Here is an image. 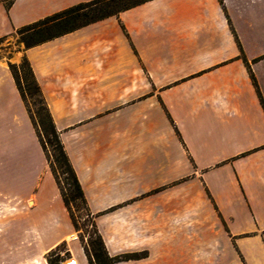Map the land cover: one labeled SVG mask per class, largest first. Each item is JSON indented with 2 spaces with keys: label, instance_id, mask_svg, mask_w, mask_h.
Masks as SVG:
<instances>
[{
  "label": "crops",
  "instance_id": "0c3cea01",
  "mask_svg": "<svg viewBox=\"0 0 264 264\" xmlns=\"http://www.w3.org/2000/svg\"><path fill=\"white\" fill-rule=\"evenodd\" d=\"M85 1L0 2V37ZM20 49L0 59V264L62 243L88 264L23 57L108 254L145 252L115 264H264V0H148Z\"/></svg>",
  "mask_w": 264,
  "mask_h": 264
},
{
  "label": "trees",
  "instance_id": "16d2710c",
  "mask_svg": "<svg viewBox=\"0 0 264 264\" xmlns=\"http://www.w3.org/2000/svg\"><path fill=\"white\" fill-rule=\"evenodd\" d=\"M15 0H0L8 10ZM148 0H90L74 4L68 8L47 15L43 18L22 25L15 29L14 35L19 37L25 48H29L72 32L82 26L102 20L109 16L117 15L119 12L132 8ZM4 37H0V40ZM17 89L24 101L32 123L48 162L49 168L58 184L64 204L69 212L71 221L76 231L81 230L77 216L73 211L76 203L85 211L89 217L92 232L84 241V235L79 232L78 236L82 244L88 264H115L121 260L140 258L145 252L124 253L110 256L105 248L101 235L98 233L93 214L89 211L84 193L76 176L74 169L64 150L59 133L54 125L51 114L42 96L40 87L36 81L30 63L23 57L20 63H9ZM255 82L254 77L252 76ZM37 98L38 107L32 110L29 98ZM64 243L48 252L46 259L48 264H61L60 262L68 256L64 251Z\"/></svg>",
  "mask_w": 264,
  "mask_h": 264
},
{
  "label": "rangeland",
  "instance_id": "374dc122",
  "mask_svg": "<svg viewBox=\"0 0 264 264\" xmlns=\"http://www.w3.org/2000/svg\"><path fill=\"white\" fill-rule=\"evenodd\" d=\"M21 46H24V44L19 41L18 36L14 35V32L11 35L4 37L3 39L0 40V59L14 58L17 52H20ZM21 60L22 58L19 60L18 63H20ZM29 105L32 110H36L38 107L37 98L36 97L29 98ZM73 211L74 214L77 216L78 223L81 226V230L79 232L84 235V241H85L93 230L89 221L90 216L89 217L86 216L85 211L81 209L79 206H77L76 203L73 204ZM62 250H64V248ZM60 253L61 255L64 254V252L62 251H60Z\"/></svg>",
  "mask_w": 264,
  "mask_h": 264
},
{
  "label": "built area",
  "instance_id": "2783aa9c",
  "mask_svg": "<svg viewBox=\"0 0 264 264\" xmlns=\"http://www.w3.org/2000/svg\"><path fill=\"white\" fill-rule=\"evenodd\" d=\"M60 263L61 264H78L77 260L74 257H72V256L66 257Z\"/></svg>",
  "mask_w": 264,
  "mask_h": 264
}]
</instances>
